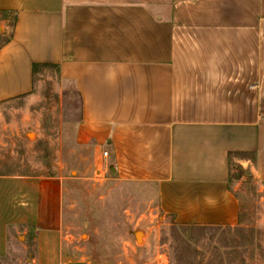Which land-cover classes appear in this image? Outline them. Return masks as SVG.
I'll use <instances>...</instances> for the list:
<instances>
[{
  "label": "crops",
  "instance_id": "0c3cea01",
  "mask_svg": "<svg viewBox=\"0 0 264 264\" xmlns=\"http://www.w3.org/2000/svg\"><path fill=\"white\" fill-rule=\"evenodd\" d=\"M0 10L13 16L0 102L32 89L35 66L58 65L120 180L154 183L177 222H238L231 156L255 155L264 179V0H0ZM63 198L61 177L0 174V257L24 236L38 264H63Z\"/></svg>",
  "mask_w": 264,
  "mask_h": 264
},
{
  "label": "rangeland",
  "instance_id": "374dc122",
  "mask_svg": "<svg viewBox=\"0 0 264 264\" xmlns=\"http://www.w3.org/2000/svg\"><path fill=\"white\" fill-rule=\"evenodd\" d=\"M12 18L0 10V47ZM96 143L82 128L79 92L58 65L35 66L32 89L0 102V174L63 181V264H264V179L255 155L231 156L238 222L194 225L158 207L154 183L120 180ZM0 264H38L35 242L16 238Z\"/></svg>",
  "mask_w": 264,
  "mask_h": 264
},
{
  "label": "built area",
  "instance_id": "2783aa9c",
  "mask_svg": "<svg viewBox=\"0 0 264 264\" xmlns=\"http://www.w3.org/2000/svg\"><path fill=\"white\" fill-rule=\"evenodd\" d=\"M104 154H106V155H107V154H108V151H104Z\"/></svg>",
  "mask_w": 264,
  "mask_h": 264
}]
</instances>
